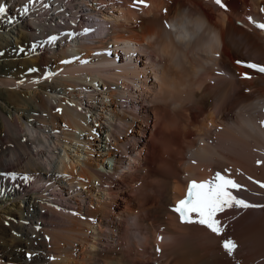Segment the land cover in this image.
<instances>
[{"label":"bare ground","instance_id":"bare-ground-1","mask_svg":"<svg viewBox=\"0 0 264 264\" xmlns=\"http://www.w3.org/2000/svg\"><path fill=\"white\" fill-rule=\"evenodd\" d=\"M135 2L0 0V264H264V209L168 210L216 172L264 204V0Z\"/></svg>","mask_w":264,"mask_h":264},{"label":"snow or ice","instance_id":"snow-or-ice-1","mask_svg":"<svg viewBox=\"0 0 264 264\" xmlns=\"http://www.w3.org/2000/svg\"><path fill=\"white\" fill-rule=\"evenodd\" d=\"M138 2L143 4L144 7H148V5L144 3V0H138ZM214 2L220 8L227 10L222 0H214ZM4 11L5 9L0 7V13ZM27 11L28 8L25 6L23 12L27 13ZM261 11L264 12V8H262ZM249 20L251 22V17H249ZM255 27L261 32H264V23H258ZM56 39V37H51L49 42L51 43ZM61 63L68 64L71 63V61L63 60ZM236 63L246 69L245 74L242 76L243 79H253V76L248 74L249 71L264 75V66L262 65L241 60H237ZM30 71H36V69H30ZM219 74L223 75V73ZM262 125H264V122H262ZM242 187L243 186L235 180L221 175L220 172H216L211 181L199 184L192 182L189 185L187 197L179 201L171 211L178 215L180 223L187 226H198L217 237H222L225 234L227 226L222 223L223 218L221 214L231 209L244 211L249 209H264V204L250 203L234 194V191L236 193L240 192ZM259 187L264 188V183H260ZM159 239L162 241L163 237H159ZM221 247L229 257H233L237 244L229 237L222 240ZM156 251L157 254H159L161 250L157 248Z\"/></svg>","mask_w":264,"mask_h":264},{"label":"rangeland","instance_id":"rangeland-1","mask_svg":"<svg viewBox=\"0 0 264 264\" xmlns=\"http://www.w3.org/2000/svg\"><path fill=\"white\" fill-rule=\"evenodd\" d=\"M15 43V42H14ZM14 46L17 48V51H19V56H21V58H25V53L27 52V51H23L22 50V48H20L19 46H20V44L19 43H16V44H14ZM15 48V49H16ZM33 47L31 46V49H32ZM27 57V56H26ZM250 57H254V56H250ZM8 59H10V58H4V57H0V65H1V63L2 62H4V60H8ZM11 59H13V58H11ZM248 59V58H247ZM1 67V66H0ZM216 76H220L219 74L218 75H216ZM9 111H11L12 110V112L14 111V109H12V108H9L8 109ZM230 116V115H229ZM151 127H152V125H151ZM134 236V235H133Z\"/></svg>","mask_w":264,"mask_h":264}]
</instances>
